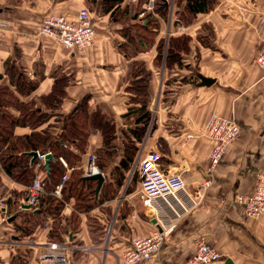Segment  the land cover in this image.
I'll use <instances>...</instances> for the list:
<instances>
[{
    "label": "crops",
    "instance_id": "crops-1",
    "mask_svg": "<svg viewBox=\"0 0 264 264\" xmlns=\"http://www.w3.org/2000/svg\"><path fill=\"white\" fill-rule=\"evenodd\" d=\"M138 1L124 0L120 7L136 11ZM169 1L165 17H157L159 27L151 46L133 49L127 59L119 46L126 42L122 31L133 22H113L109 13L101 12V0H0V92L6 93L0 94V110L15 120L21 118L24 107L33 113L37 110L36 116H47L34 129L29 124L15 125L13 137L47 132L49 146L59 142L79 157L71 168L63 157L58 158L66 165L65 176L79 170L83 177L87 156L96 155L102 146L100 126L104 122L112 126L116 136L118 150L113 164L122 157L123 132L135 126V116L127 112L140 106L134 97L136 91L131 89L141 74L134 76L129 67L131 62L140 63L149 75L144 92L154 127L137 144L135 163L150 152L159 153L162 168L184 179L185 191L195 205L181 193L189 211L175 222L154 257L139 264H183L194 255L199 240L219 254L210 264H264V214L249 218L237 202L238 196L252 194L256 175L264 168V71L256 63L264 45V0H216L212 10L197 13L189 24H179L176 18L185 0ZM84 7L90 12L95 33L92 44L83 51L67 50L39 35L44 18L60 15L73 21ZM208 31L209 39L205 37ZM160 41L163 55L157 58ZM168 46L179 54V61L166 62ZM56 79L65 82L64 97L53 107L55 102L49 95ZM24 82L37 85L27 93ZM81 109L88 120L94 117L98 124H90L84 153L74 141L63 139L69 121ZM212 114L233 119L239 128L237 138L214 167L209 159L213 143L202 135ZM49 146L34 152L50 153ZM102 175L104 184L107 178ZM127 184L115 198L103 199L88 214H80L74 231L67 224L74 200L64 204L60 212L63 231L72 230L66 240L69 264H117L118 256L134 237L149 235L157 228L135 195L137 185L126 194ZM28 188L11 179L0 165V200L6 206L5 213L0 211V264H38L37 252L48 242L51 218H45L44 226L31 238L20 241L11 222L16 213L8 215L7 200L12 192L22 194ZM21 199L17 198L18 204ZM131 214L136 217L131 218ZM87 216L108 223L105 238L88 230ZM18 253L24 255L23 260L11 261Z\"/></svg>",
    "mask_w": 264,
    "mask_h": 264
},
{
    "label": "trees",
    "instance_id": "trees-1",
    "mask_svg": "<svg viewBox=\"0 0 264 264\" xmlns=\"http://www.w3.org/2000/svg\"><path fill=\"white\" fill-rule=\"evenodd\" d=\"M145 1L146 0H139L135 6L136 11H132L128 6L123 8L120 7L124 0H101V12L109 13L113 22H133L130 28L122 31V35L126 38V42L119 46V50L122 51L127 59L131 58L133 49L146 50L151 46L159 27L157 17H165L166 14L165 12L167 8L163 5V1H157L152 11H145V8L143 7ZM215 4L216 0H185L183 9L178 11L176 15L178 23L189 24L197 13H207L214 8ZM140 13H143L141 18L139 17ZM205 37L207 39L210 38L209 31L205 34ZM162 48L163 42L160 41L157 45V58L162 57ZM165 59L166 62L168 60L179 61V54L174 52L168 46L165 53ZM129 71L134 76L141 74V78L133 81L131 89L132 92H134V90L136 91L134 97H136L135 100L140 106L135 109H129L127 112V115L133 114L135 116V126L128 128L127 133L123 132V155L118 163L114 165L113 163L115 162L118 150L115 132L113 131L112 126L107 122L101 124L100 131L103 133V142L102 146L95 152L96 155L94 156L95 165L99 171L106 176L107 180L101 185L97 198H95L97 181L93 179H84L79 170H72L70 175L67 176L61 188V197L58 198L53 196V191L59 185L62 177L66 173V168L61 164L58 158L60 156L63 157L67 166L71 168L79 160V157L69 152L68 149L62 146L59 142H54L49 146L51 137L47 132L43 135L31 133L22 138L13 137L12 129L15 125L29 124V127L34 129L40 121L46 120L47 116L35 115L37 110L33 113V111L29 110L27 107H24L21 111V118L16 120L11 119L6 115L4 110H0V165L5 173L11 179L27 187L32 185L39 172L44 174L42 178L43 194L39 199L38 207L36 209L22 210L21 205L18 204L17 198H26L27 191L22 194L12 192L7 200L10 205L7 209L8 215L16 213V216H14L11 222L14 224L15 230L18 233V240L23 241L31 238L33 233L39 227L44 226L45 218L49 217L52 219V225L47 241H66L68 240L69 233L72 234V230L74 231L75 226L79 223L80 214H88V212L99 205L103 199L110 200L115 198L125 183H128L125 189L126 194L132 192L136 185L138 187V161L135 163V157L138 151L137 144L143 141L147 130H152L154 124L151 123V114L146 110L147 95L144 92L149 75L144 74L142 65L137 62H131ZM18 76H20V78H25L23 73H19ZM63 83L65 82L58 79L54 82L53 90L49 95V98L55 102L53 107H58L64 97ZM24 84L21 85L26 88L27 93L32 91L37 85V83L34 82H24ZM19 86H17V88L20 90ZM2 93L6 94L4 91L0 92V94ZM6 99L8 100L9 97ZM95 122L96 120L94 117L91 120H88L85 110L81 109L75 117L69 121L66 127L67 137L64 136L63 139L69 138L68 140L74 141L77 149L81 153H84L87 144L88 131L92 128L90 124L94 126V124H97ZM47 146H49V151L53 159L49 161L48 171L46 172L44 164H41L39 159H36L32 165H30L29 157L25 155V153L31 151L43 152ZM39 163L40 166H37ZM109 166H112L110 170H108ZM130 172L131 175L127 182V177ZM70 199L74 200V205L73 213L67 224L72 230L70 232H64V225L62 223L60 212L64 204ZM11 209L13 211H11ZM122 215L123 214L119 216V219H121ZM107 225L108 223L103 224L95 218L87 216V228L92 234H96L97 237L100 236L105 238ZM23 257L24 255L22 253H18V256H13L11 261L15 260L20 262L23 260Z\"/></svg>",
    "mask_w": 264,
    "mask_h": 264
},
{
    "label": "built area",
    "instance_id": "built-area-1",
    "mask_svg": "<svg viewBox=\"0 0 264 264\" xmlns=\"http://www.w3.org/2000/svg\"><path fill=\"white\" fill-rule=\"evenodd\" d=\"M157 1H163V5L169 4V0H147L145 11H152ZM165 5V6H166ZM143 13H140L141 18ZM39 35L48 37L67 50L83 51L90 46L94 39V28L91 23L90 12L87 8L78 11L75 20H68L65 16H48L42 20L38 27ZM256 63L264 71V45L256 57ZM239 134V128L231 118H225L216 114L210 115L203 128L202 135L213 143L209 156L211 167L216 166L221 160L227 147L234 142ZM191 139V135H187ZM38 154V153H37ZM44 154H38L41 164H44ZM63 166H66L60 158ZM40 163L37 166H40ZM139 183L136 196L141 205L155 221L157 228L149 235L134 237L129 246L125 247L118 256L117 264H139L151 260L158 252L164 239L173 231L175 222L189 211V205L181 197H184L194 206L195 202L185 191V181L177 173L165 171L160 164V155L150 152L140 158L137 163ZM101 173L95 165V156H87V164L83 172V178ZM102 174V173H101ZM44 174L37 175L32 185L27 190V197L21 199L22 210H31L38 207L39 199L43 194L42 178ZM64 175L61 182L53 191V196L59 197L61 188L66 180ZM207 185V184H206ZM239 202L249 218L257 219L264 214V168L256 175L254 191L250 195L238 196ZM27 206L28 209L23 207ZM5 203L0 200V211L5 213ZM131 214V218H135ZM3 221L5 219L3 218ZM109 228L106 229V235ZM69 247L66 241L46 242L37 252L38 264H69ZM219 254L206 242L199 240L196 251L183 264H210L218 260Z\"/></svg>",
    "mask_w": 264,
    "mask_h": 264
},
{
    "label": "water",
    "instance_id": "water-1",
    "mask_svg": "<svg viewBox=\"0 0 264 264\" xmlns=\"http://www.w3.org/2000/svg\"><path fill=\"white\" fill-rule=\"evenodd\" d=\"M164 5H166V4H164ZM202 82H203V83H207V82H209V80H207V79H202ZM26 155H28V156L31 157V163H33V162L36 160V158L38 157L37 152H34V151L29 152V153H27ZM52 159H53V157H52V155H51L50 153H47V154L44 156V167H45V171H46V172L48 171V163H49V161L52 160ZM173 173H174V172H173ZM84 179H89V180L93 179V180H96V181H97V187H96V189H95V197H97V194H98V192H99V190H100V187H101V185H102L103 182H104V176H103L101 173H97V174H93V175H91V176L84 177ZM23 208H24V209H28L27 206H24Z\"/></svg>",
    "mask_w": 264,
    "mask_h": 264
},
{
    "label": "rangeland",
    "instance_id": "rangeland-1",
    "mask_svg": "<svg viewBox=\"0 0 264 264\" xmlns=\"http://www.w3.org/2000/svg\"><path fill=\"white\" fill-rule=\"evenodd\" d=\"M13 256H15V255H13Z\"/></svg>",
    "mask_w": 264,
    "mask_h": 264
}]
</instances>
